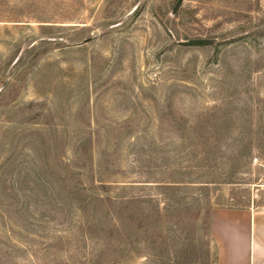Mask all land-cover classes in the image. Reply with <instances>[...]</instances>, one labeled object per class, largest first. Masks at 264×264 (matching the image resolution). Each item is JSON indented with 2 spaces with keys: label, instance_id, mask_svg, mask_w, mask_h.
I'll return each instance as SVG.
<instances>
[{
  "label": "rangeland",
  "instance_id": "374dc122",
  "mask_svg": "<svg viewBox=\"0 0 264 264\" xmlns=\"http://www.w3.org/2000/svg\"><path fill=\"white\" fill-rule=\"evenodd\" d=\"M176 1L0 0V264H213L264 210V0Z\"/></svg>",
  "mask_w": 264,
  "mask_h": 264
},
{
  "label": "crops",
  "instance_id": "0c3cea01",
  "mask_svg": "<svg viewBox=\"0 0 264 264\" xmlns=\"http://www.w3.org/2000/svg\"><path fill=\"white\" fill-rule=\"evenodd\" d=\"M210 235L213 264H264V210L213 208Z\"/></svg>",
  "mask_w": 264,
  "mask_h": 264
},
{
  "label": "water",
  "instance_id": "95a60500",
  "mask_svg": "<svg viewBox=\"0 0 264 264\" xmlns=\"http://www.w3.org/2000/svg\"><path fill=\"white\" fill-rule=\"evenodd\" d=\"M182 0H177L175 5H174V8L172 10V12L175 11V9L177 8V6L179 5V3L181 2ZM206 41H209V39H203V38H195V39H192L191 42H206Z\"/></svg>",
  "mask_w": 264,
  "mask_h": 264
},
{
  "label": "trees",
  "instance_id": "16d2710c",
  "mask_svg": "<svg viewBox=\"0 0 264 264\" xmlns=\"http://www.w3.org/2000/svg\"><path fill=\"white\" fill-rule=\"evenodd\" d=\"M195 44H212V42H196ZM216 130V129H215ZM263 148H264V145H263ZM159 215V214H158ZM158 217H161V214L160 216ZM121 229H122V225H121Z\"/></svg>",
  "mask_w": 264,
  "mask_h": 264
}]
</instances>
